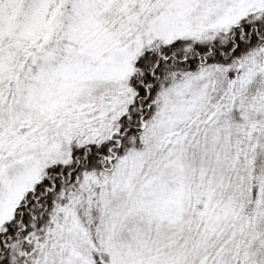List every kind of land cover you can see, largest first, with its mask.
<instances>
[{
  "label": "snow or ice",
  "instance_id": "obj_1",
  "mask_svg": "<svg viewBox=\"0 0 264 264\" xmlns=\"http://www.w3.org/2000/svg\"><path fill=\"white\" fill-rule=\"evenodd\" d=\"M0 264H264V0H0Z\"/></svg>",
  "mask_w": 264,
  "mask_h": 264
}]
</instances>
